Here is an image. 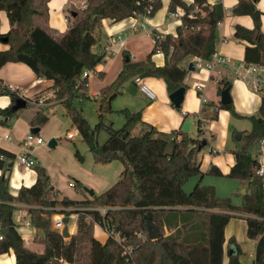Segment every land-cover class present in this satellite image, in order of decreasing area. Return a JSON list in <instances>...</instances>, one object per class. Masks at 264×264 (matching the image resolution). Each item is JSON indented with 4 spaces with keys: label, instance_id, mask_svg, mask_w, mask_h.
<instances>
[{
    "label": "trees",
    "instance_id": "1",
    "mask_svg": "<svg viewBox=\"0 0 264 264\" xmlns=\"http://www.w3.org/2000/svg\"><path fill=\"white\" fill-rule=\"evenodd\" d=\"M48 0H0V9L7 12L11 27L0 31V40L9 48L0 50V67L8 61L27 63L39 77L54 80V96L48 100L60 101L71 119V125L79 129L88 144L94 160L109 163L120 160L123 169L120 177L107 189L92 196L76 199L67 195L59 197L47 168L35 166L36 179L30 186L22 185L16 193L9 188V175L0 177V254L11 249L16 255L15 264H241L243 252L234 236L228 246L235 252L225 256V226L232 217L247 220V235L255 240V264H264V174L256 173L261 166L259 156L249 151V146L264 138V86L257 115L247 116L251 128L244 132L241 145L233 150L235 162L224 174L211 164L207 174L226 175L248 184L252 190L242 195L240 203L230 196L218 197L212 185H203L205 172L197 159L202 143L203 130L199 127L197 138L188 132L172 131V140L153 136L152 130L142 135H131L130 126L141 120L140 111L128 107L119 110L125 122L115 127L99 114L95 124L87 119L75 105L76 98L88 95V77H82L85 69L94 68L103 61V54L95 51L102 32V20L114 21L129 16H152L163 5L162 0H86L82 8H72L67 13L68 28L57 34L48 24ZM258 0H238L235 14H249L251 28L236 25L235 35L247 40L245 63L264 66V32L261 30L263 12ZM182 8V23L176 34L152 30L154 45L143 60H132L124 52V63L116 78L101 89V94L113 98L116 92L135 77L156 76L165 80L169 92L184 85L187 70L181 62L189 55L200 57L204 62L215 54V32L225 18L221 2L207 0H169L170 12ZM162 51L165 63L157 65L152 55ZM231 85V81H218L219 93ZM0 94L12 98L20 96L18 89L0 80ZM41 94L30 98L34 101L35 114L30 124L42 127L49 116L38 105ZM8 105L0 109L3 116L16 113ZM30 106V105H28ZM236 117L239 114L233 101L219 104ZM215 112L210 118H216ZM104 129L107 137L101 142L99 133ZM68 132V131H67ZM170 146V147H169ZM0 169L7 159H14L15 152L0 146ZM76 155L82 160L79 150ZM193 176L200 179L190 191L185 183ZM82 188L81 180L72 183ZM18 204L27 205L29 222L43 235L35 240L43 244V250L30 248L17 229L14 220ZM104 207L105 211L101 208ZM63 213L68 223L71 213L77 214V229L66 240L53 226V215ZM147 217L157 224L161 237L150 239ZM93 222H98L108 232L105 242L94 235ZM169 229L164 234L163 227Z\"/></svg>",
    "mask_w": 264,
    "mask_h": 264
},
{
    "label": "crops",
    "instance_id": "2",
    "mask_svg": "<svg viewBox=\"0 0 264 264\" xmlns=\"http://www.w3.org/2000/svg\"><path fill=\"white\" fill-rule=\"evenodd\" d=\"M85 1L48 0V24L50 28L57 34L63 33L68 28L67 13L69 10L84 7ZM162 1L163 5L152 16H129L118 21H114L111 18L102 20V32L94 49L103 54V61L92 68L95 72L88 77V95L99 98L100 101L106 100V109L104 110L102 106L98 112L103 117L114 112L120 113L119 110L125 107H128L131 111H140L141 120L130 126L131 135H142L146 131L152 130L153 136L167 137L172 140V131L180 128L185 131L183 126L185 122L189 121L186 132H188L189 136L197 138L198 129L201 127L203 136L200 139L205 140L206 143L204 144L202 141L196 156L201 163V169L205 172L202 177V184L214 186L218 197L230 196L234 203H240L242 195L252 190V187L248 184L226 175L212 174L211 176H214V178L210 177L211 179L205 180L206 183H204L205 175L207 174L206 170L212 163L217 165L224 174L229 171L235 162L233 150L241 145L244 132L251 128V120L247 116L257 115L261 104V89L263 86L255 88L244 77V68L248 66L244 60L245 48L249 42L236 36L235 28L238 24L251 28L253 19L249 14L233 13V8L238 3V0H207L211 4L221 2L225 9V18L218 23L216 28L215 54L212 66L209 67L205 64L198 66L197 63L201 58L195 55H189L181 62L182 66L187 70V74L184 78L186 90L180 107H177L171 101L169 97L171 92H169L165 80L156 76L140 77L141 83L146 84L154 92L153 98H149L141 90L140 84L135 79L125 83L113 98L101 94V89L111 83L122 69L125 51L129 53L132 60H143L154 45L152 30L156 29L165 34H176L177 27L182 23V19L170 15L168 9L169 0ZM186 1L192 2L193 0ZM257 6L263 12L261 30L264 32V0H258ZM142 24H145V27ZM10 27L11 24L7 12L0 9V31L6 33ZM7 48H9V44L5 40H0V50ZM152 59L157 65L165 63V56L162 51L155 52L152 55ZM190 66L191 68H189ZM100 79V84H96V80ZM221 79L231 81L230 95L233 105L236 111L244 117H236L227 109H219L217 107V105L221 104V93L218 91V81ZM0 80L12 88L18 89L20 96L27 99V105L17 110L14 115L3 116L0 113V135H10L9 139L2 138L0 140V146L14 151L16 157L17 153L20 152L21 140L29 133L25 130L23 134L18 136L17 127L20 124L27 127L31 126L30 121L35 114L34 101H31L30 98L41 94L38 105H42L48 116L47 108L58 102L62 106V113L67 112L60 101L52 99L47 101V99L54 96V80L39 77L25 62L8 61L3 64L0 67ZM198 83H201L200 87L197 86ZM97 92L101 95L95 96L94 93ZM14 102L12 103L10 95L0 94V109L13 105ZM215 112H217L216 118H210ZM107 121H113L114 123L113 119ZM69 122L71 124V119H69ZM42 128L43 126L40 127L39 131ZM236 133H242L241 140L235 138ZM54 139L56 140V145L58 141L56 138ZM4 142L7 144H3ZM14 148H17L18 151ZM249 151L259 156L261 167L264 170V138L252 143L249 146ZM36 158L38 164H42L38 156ZM122 169V165H116L114 170L116 173H121ZM3 174L9 175V188L12 193H16L22 185L30 186L36 179L35 169L18 168L14 165L13 159L12 164L0 169V177ZM191 178H195L196 184L200 176ZM51 182L55 189L60 191V188L52 179ZM186 186L185 184V190ZM104 190L101 189L100 192ZM27 207L25 204H18V208L15 210L14 220L17 224V229L30 248L42 251L43 244L36 241L35 236L41 237L43 232L41 230L37 231L30 224ZM61 214L63 215V213H56L53 218ZM64 225H67L70 233V236L65 237V239L70 240V237L77 229V214L71 213L68 223L64 222ZM101 228L103 227L101 226ZM93 230L95 237L100 239V241L105 242L107 240L108 236L104 233V230L101 231L100 228ZM163 232L166 235L170 231L164 226ZM231 236L236 238L243 251L239 256L240 263L255 264L256 242L247 235V220L245 218L232 217L225 226V263L228 262V252L234 253L236 250L234 246H228V240ZM15 262L16 255L13 249L8 253L0 254V264H15ZM64 264L71 263L64 262Z\"/></svg>",
    "mask_w": 264,
    "mask_h": 264
},
{
    "label": "rangeland",
    "instance_id": "3",
    "mask_svg": "<svg viewBox=\"0 0 264 264\" xmlns=\"http://www.w3.org/2000/svg\"><path fill=\"white\" fill-rule=\"evenodd\" d=\"M100 81L101 79L96 80V84H100ZM74 103L86 115L91 124L99 121L98 112L101 107L103 106L104 110L107 107L105 99L100 101L99 98H94L91 95L82 97V100L80 97L76 98ZM47 111L50 116L49 121L36 133L37 136L43 138L44 142L34 149V154L38 156L42 165L48 169L52 181L60 188L59 197L67 195L76 199L83 198L86 194L90 195L86 187L99 193L101 189L104 190L120 177V173H116L114 170L116 165L124 167L120 160H113L106 164L96 162L88 144L79 133L73 139L67 137V130L72 129L73 126L69 122V115L62 113V106L59 102L49 106ZM104 118L107 120L113 119L115 127H120L124 122V115L121 113L114 112L106 115ZM30 128L31 126L18 125V136L23 134L25 130L30 132ZM53 137L57 139L58 143L54 146H49L48 143ZM106 137L107 131L102 129L99 133V140L102 142ZM3 144L7 143L4 142ZM77 149L83 157L82 160L76 155ZM15 150L18 151L17 148ZM10 164H12V159H7L5 168ZM210 177L214 178L211 174H206L204 183L208 179H211ZM76 179L82 181V188H75L72 185ZM185 184L187 185L186 190L190 191L194 187L195 178H190ZM97 228H100L101 231L104 230V233L108 236V232L104 228H101L99 223L93 222V229L96 230Z\"/></svg>",
    "mask_w": 264,
    "mask_h": 264
},
{
    "label": "built area",
    "instance_id": "4",
    "mask_svg": "<svg viewBox=\"0 0 264 264\" xmlns=\"http://www.w3.org/2000/svg\"><path fill=\"white\" fill-rule=\"evenodd\" d=\"M184 11L182 8H178L176 11L170 12V15L175 18H181ZM148 17V16H144ZM143 27H145V24H142ZM198 66H201L203 64L211 67L213 64V58L209 62H204L203 60L198 61ZM95 71L91 69H85L83 71L82 77H89L91 74H93ZM244 77L247 79V81L253 85L255 88H258L259 86H264V66L259 64H249L244 68ZM135 80L140 84V88L142 91L146 93V95L149 98L154 97V92L144 83H141L140 76L135 77ZM198 87L201 86V83L197 84ZM95 96L101 95L99 92L94 93ZM82 100V99H81ZM79 133V129L77 127H72L67 132L68 138H74ZM2 138L9 139L10 135L5 134L3 136L0 135V140ZM44 142L43 138L40 136H37L36 133L29 132L20 142V152L17 153L16 157L13 159L14 165H16L18 168H25V169H34L35 166L38 164L37 158L34 154V149L42 144ZM0 158H3V154L0 153ZM256 173L262 175L264 174L263 168L260 166L256 169ZM102 211H105V208H101ZM64 214L56 216L53 218V225L54 228L59 229L60 231L64 227V221H63Z\"/></svg>",
    "mask_w": 264,
    "mask_h": 264
},
{
    "label": "water",
    "instance_id": "5",
    "mask_svg": "<svg viewBox=\"0 0 264 264\" xmlns=\"http://www.w3.org/2000/svg\"><path fill=\"white\" fill-rule=\"evenodd\" d=\"M189 68H191V66ZM185 90H186V86L182 85L179 88H177L174 91H172L170 93V95H169L171 101L177 107L181 106L182 100L184 98ZM230 101H232V99H231V95H230V86H229V87H226V88H224L222 90L220 102L222 104H226V103H228ZM26 105H27V99L22 97V96H18V97L15 98V102L11 106V108L14 111H17V110L25 107ZM188 123H189V121L185 122V124L183 126V129L185 131L188 129V127H187ZM39 129H40V127H31L30 131L33 132V133H37L39 131ZM235 138L237 140H241L242 133H236L235 134ZM203 142H204V144L206 143L205 140ZM55 143H56V140L54 138H52V139H50L48 144H49V146H53V145H55ZM86 190L90 193L91 196L95 194V191L93 189H90V188L86 187ZM147 228H148V236H149L150 239H158V238L161 237V231H160L159 227L157 226V224L155 222H153L151 220L150 217H147ZM61 233H62V235L64 237H69L70 236V233L68 231L67 225H64V227L61 230Z\"/></svg>",
    "mask_w": 264,
    "mask_h": 264
}]
</instances>
